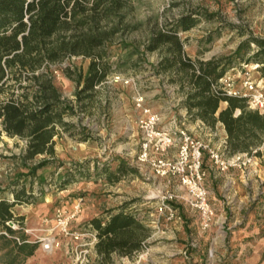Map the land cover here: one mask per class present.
<instances>
[{"label": "rangeland", "instance_id": "374dc122", "mask_svg": "<svg viewBox=\"0 0 264 264\" xmlns=\"http://www.w3.org/2000/svg\"><path fill=\"white\" fill-rule=\"evenodd\" d=\"M191 9L215 13L210 20L196 14L194 25L180 33V37L186 40L184 50L191 58L230 57L243 39L249 36L264 38V0H134L128 10V26L117 36L110 60L119 58L123 62L95 87V95L79 114L80 120L76 115L66 117V120L79 121L80 125L86 127L88 138L79 140V135L70 136L63 131L55 137L54 162L41 166L34 175L28 174L37 179L42 176L46 182H43V195L32 203L17 204L13 208L15 214L21 212L29 217L24 221L23 216L24 228H38L37 234L45 235L46 231L41 229L53 225L55 207L66 206L77 196L83 198L85 193L80 188H70L71 185L76 183L79 186L88 180L98 182L91 169L89 175L76 178L64 188L68 189V194L58 196L63 189H58L54 180L58 172L64 170L65 166H59L61 163L88 161L92 164L98 161L114 170L121 162L127 167H135L136 172L127 171L122 179L111 186L99 177L101 188L95 193L96 199H100V204L104 205L100 206L101 210L117 205L131 210L144 226L141 231L144 239L141 249L132 257L113 254L110 264H264V151L256 156V164L248 169L240 171L234 168V184L229 180L217 192L228 207L227 212L223 209L226 216L216 214L211 193L208 194L214 215L205 231L200 229L198 212L185 202L186 192L178 186L177 181L168 183L154 176L146 165H140L137 161L141 141L137 118L142 111L135 105L136 95L142 96L143 107L158 113V127L173 129L175 124L186 126L180 125L184 111L180 103L181 94L176 92V84L170 82L165 73L156 72L154 66L159 54L157 51L144 52V41L153 27H159ZM208 34L213 39L210 42L202 40ZM125 44L129 46L123 47ZM254 50L252 44L250 51L241 53L247 55ZM234 61L240 63L238 58ZM87 64L88 59L72 56L51 68L58 71L66 66H77L85 70ZM248 64L253 67L254 80L264 87V76L259 72L258 65L253 62ZM55 84L65 98L74 100L76 85L73 81L57 72ZM188 129L194 135V130ZM22 145V140L0 132V189L8 187L20 173H29V169L39 161L50 159L49 156L40 155L23 165L19 158ZM253 167H260L261 173L249 178L248 172ZM22 179L19 178L20 181ZM167 191L177 195L169 203L174 209L172 219L159 210L161 196ZM247 217L256 221L251 224L252 234L256 235L251 243L262 251L253 255L250 261L247 254L230 252L234 247L233 237L241 231L240 227ZM44 219L48 220L46 225ZM86 227L85 223L80 222H73L69 226L72 231H82ZM58 238L60 244L52 251L41 249L38 243L36 253L22 264H98L92 249L94 243L91 244L88 237L74 240L58 235ZM235 239L238 242L241 236ZM7 258L4 250H0V264H4Z\"/></svg>", "mask_w": 264, "mask_h": 264}, {"label": "trees", "instance_id": "16d2710c", "mask_svg": "<svg viewBox=\"0 0 264 264\" xmlns=\"http://www.w3.org/2000/svg\"><path fill=\"white\" fill-rule=\"evenodd\" d=\"M133 1L0 0V132L23 141L19 155L23 165L40 155L52 160L39 161L29 173H20L8 187L0 189V250L8 255L4 264H22L38 247L37 241H26L23 216L15 214L13 208L32 203L43 195L45 178L37 179L33 175L41 166L54 162L55 137L64 131L70 136L79 135V140L88 138L86 127L66 117L76 115L80 120L79 114L95 95V87L123 62L119 58L110 60L117 36L128 26V10ZM196 14L206 20L215 15L191 9L153 27L144 41V52H158L154 68L176 84L188 120L200 121L210 129H215L217 124L223 126L226 155L249 153L259 146L264 151V114L249 108L245 98L210 90L212 82L241 62L256 63L264 76V38L243 39L230 57L191 58L184 50L186 40L180 33L194 25ZM212 39L208 34L202 40ZM252 44L255 50L251 54L241 53L250 51ZM72 56L88 59L86 69L51 68ZM57 72L75 83L73 101L65 98L55 84ZM221 102L226 106L220 109ZM261 154L260 150L255 152L256 156ZM59 166L65 167L54 180L58 189L89 175L91 169L95 179L104 177L109 184L122 179L127 171L136 172L135 167L121 162L114 170L98 161ZM124 209L122 205L107 209L106 219L95 216L85 223L91 225L96 235L94 251L98 264H110L113 254L132 257L142 247L144 226Z\"/></svg>", "mask_w": 264, "mask_h": 264}, {"label": "built area", "instance_id": "2783aa9c", "mask_svg": "<svg viewBox=\"0 0 264 264\" xmlns=\"http://www.w3.org/2000/svg\"><path fill=\"white\" fill-rule=\"evenodd\" d=\"M252 69L250 64L241 62L212 82L210 90L213 93L245 98L249 108L264 114V87L254 80ZM142 100L139 94L134 97L135 105L142 111L137 118L141 134L137 161L140 165H146L154 176L165 179L168 183L177 181L178 186L186 192L185 202L198 212L200 229L205 231L211 224L214 211L208 202V191L204 184V152L208 153L212 163L221 172L229 168L243 171L256 164L255 152L262 151V146L249 153L240 152L228 156L204 139L194 136L183 126L175 124L173 129L158 127V113L143 107ZM171 148L175 149L174 153L170 152ZM176 197L175 193L169 191L161 196L159 210L164 211L168 219L174 218V209L169 203ZM81 202L82 198L77 197L71 210L55 208L53 225L41 229L46 231L43 236L37 234L40 230L38 228H24L26 241H37L45 251H52L59 246L58 235L74 240L88 237L91 244L95 243L96 235L91 226L82 231H72L69 228L70 221L80 212ZM43 222L46 225L48 220L44 219ZM12 226L16 227L15 224ZM14 238L19 242V238Z\"/></svg>", "mask_w": 264, "mask_h": 264}, {"label": "crops", "instance_id": "0c3cea01", "mask_svg": "<svg viewBox=\"0 0 264 264\" xmlns=\"http://www.w3.org/2000/svg\"><path fill=\"white\" fill-rule=\"evenodd\" d=\"M226 106L225 102H221L220 103V109L224 108ZM183 116L180 118V120H178L180 122V125H186L185 128L187 130H189L188 128H191V130H194V135L198 138L204 139L205 141H208L209 144L213 147L218 148L220 151H222L224 153V142H225V137H226V132L225 129L223 128V126L221 124H217L215 129H210L208 127H206L205 125H203L200 121H190L187 118L186 115V109L184 108L183 111ZM235 114H237V111L235 112ZM203 136H207V137H203ZM260 147V146H259ZM258 148V147H256ZM254 149V148H253ZM171 153L175 152L174 148H171ZM225 154V153H224ZM203 167L205 169V177H204V184L208 190V194L211 193L210 197L212 199V205L215 208L216 214H220L219 217H223L226 216V213L224 214L223 209L225 210V212L228 211V207L225 205V202L222 200V198L219 196V193H217L220 189L222 190L223 187L226 185V183L229 182V180L234 184V177L232 176L233 173V169L234 168H229L227 169V171L221 172L217 170V167L212 163L211 159L209 158V155L207 152H204L203 157ZM248 177L252 178L253 175L257 174V176L260 175L261 173V168L260 167H253L249 172H248ZM103 179H105L104 177H102ZM100 178H97V181L99 182ZM106 180V179H105ZM242 180V179H241ZM175 181V180H173ZM98 182H94L92 180H88L87 182L81 183L79 186L74 183L72 184L70 188H80V190L82 192H84V196L82 198V202H81V208H80V212L77 214V216H75L71 221L69 226L72 225L73 222H80V223H87L91 218L95 217V216H100L104 219L107 218V212L104 211L105 209H107L108 207H105V209L101 210L100 206L103 204H100V199H96V195L95 193L100 190V186L101 184ZM118 182V181H117ZM117 182H114L113 184H109V186L116 184ZM107 184V181H106ZM232 184V186H233ZM61 194H68V189H63L60 190L58 192V196H60ZM218 194V195H217ZM222 195V193H221ZM223 196V195H222ZM246 195H244L245 197ZM80 197V196H77ZM74 197L73 200L71 202H67L66 206H57V207H62V208H66L71 210L74 203L76 202V198ZM104 206V205H103ZM55 207V208H57ZM117 206H114L113 208H116ZM226 208V209H225ZM55 210V209H54ZM126 212L131 213V210H127L124 209ZM17 215H21L24 216V221H26L29 217L27 215H25L24 213L18 212ZM218 217V218H219ZM137 219V218H136ZM140 222V221H139ZM255 224L256 221L253 219H250V217H247L245 220V224L243 226L240 227V232L238 233V235H234V247L231 248L230 252L234 253V254H247V260H253V255H258L261 249H258L259 247H255V245H253V243H251V241L253 240V237H256V235H253V229H251V224ZM91 226V225H87ZM248 234H252L249 236ZM241 236V239L237 240L235 239L236 237ZM69 239V238H67ZM236 244V245H235ZM254 246V247H253ZM92 249L94 250V245L92 246ZM36 250L34 251V253H36ZM34 253L31 255L33 256ZM251 256V259H248V256ZM29 256V257H31ZM27 257V258H29Z\"/></svg>", "mask_w": 264, "mask_h": 264}]
</instances>
